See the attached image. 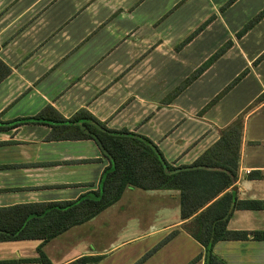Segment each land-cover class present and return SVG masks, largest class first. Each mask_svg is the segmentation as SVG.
<instances>
[{"label": "crops", "instance_id": "crops-1", "mask_svg": "<svg viewBox=\"0 0 264 264\" xmlns=\"http://www.w3.org/2000/svg\"><path fill=\"white\" fill-rule=\"evenodd\" d=\"M249 1L0 0L1 121L53 110L69 118L85 109L111 129L148 137L177 167L192 164L242 117L235 162L204 167L215 171L206 175L214 178L213 188L230 168L233 183L190 217L180 216L178 189L130 186L110 206L49 240H0V264H66L82 255L111 264L121 262L125 242L140 238L142 251L131 258L146 251L139 264H203L204 247L190 228L212 203L231 207L226 229L237 233L217 240L213 252L226 264H264V15L239 37L238 25L227 24L230 11ZM55 129L42 122L0 128V224L10 207L73 200L98 187L109 160L92 139H57ZM151 211L156 227L106 247L100 231ZM67 232L71 246V238L81 244L62 256L58 247Z\"/></svg>", "mask_w": 264, "mask_h": 264}, {"label": "trees", "instance_id": "trees-1", "mask_svg": "<svg viewBox=\"0 0 264 264\" xmlns=\"http://www.w3.org/2000/svg\"><path fill=\"white\" fill-rule=\"evenodd\" d=\"M231 1V0H230ZM264 15V9L236 32L241 36ZM212 17L200 24L185 40L200 31ZM228 43L226 44V46ZM224 46L202 63L185 82L196 77L226 47ZM245 70L235 79L242 77ZM218 98L215 97L213 101ZM52 115L38 114L32 117L0 120V128H9L23 122L56 124L52 137L63 139H92L100 152L109 160L96 189L88 190L76 199L59 202L21 204L10 207L5 220L0 224V240L37 238L49 240L72 226L84 223L100 211L117 201L126 187L142 189H178L180 191V216L186 219L200 209L234 181L235 172L213 188L214 178L206 176L208 167L219 165V160L235 162L236 149L242 128V117L238 116L221 132L220 138L192 164L174 167L164 158L156 144L148 137L126 129H111L85 109H79L71 117L64 118L58 112ZM232 146L233 154H229ZM227 153L226 155H224ZM212 203L194 216L190 233L204 247L203 264H226L213 252V244L220 239L237 236L226 229L231 212L229 205ZM215 206L219 210L214 211ZM198 255L192 260L195 261ZM100 256L82 255L66 264H86L97 261Z\"/></svg>", "mask_w": 264, "mask_h": 264}, {"label": "rangeland", "instance_id": "rangeland-1", "mask_svg": "<svg viewBox=\"0 0 264 264\" xmlns=\"http://www.w3.org/2000/svg\"><path fill=\"white\" fill-rule=\"evenodd\" d=\"M253 5H252V4ZM251 4V5H250ZM264 4V0H254L249 1V4L242 5V6H236L232 11H230V14L227 16V24L232 25H238L236 31H239L244 25H246L260 10L263 9L264 5L261 7L260 5ZM255 24V23H254ZM253 24V25H254ZM252 25V26H253ZM256 25V24H255ZM251 26V27H252ZM261 30H264V23L260 26ZM264 42V39H263ZM243 72V71H242ZM241 72V73H242ZM240 73V74H241ZM237 76H234L231 80H229L228 84L223 88V91L220 92L219 96L225 94L231 87L241 79L239 77L238 79H235ZM153 214V211L148 212V214L145 215H128L124 218L122 222H116L111 227L109 231H104V235H102L103 231H100V236H103L107 238L106 247H109L113 244L119 243L120 241L134 235H141V233H146L150 229L156 227L155 221L156 217L153 216L149 218V215ZM149 218V220H147ZM151 231V230H150ZM70 232L64 233L62 236V242L59 245L58 249H61L62 256H68L70 253L74 252V248L76 246H79L81 244V241L75 242V238H71L73 241V246H71V243L69 241ZM108 235V236H107ZM146 237V236H145ZM84 239H87V236H83ZM102 238V237H101ZM149 238V237H146ZM166 239L169 238V235L165 237ZM140 240L144 239H135L131 240L129 242H125V246L123 248L124 255L121 257V262L117 261L115 262L114 259H112L111 264H139L146 256V251L143 254L140 253L135 259H131L133 255L136 253V251H142L140 249H137L139 244L141 243ZM87 245V244H86ZM90 248H92L91 244H88ZM121 248V247H120ZM77 249H80L78 247ZM152 249V248H151ZM148 248L147 250H151ZM122 251V252H123ZM119 254L116 253L115 256H118ZM131 260V261H130ZM125 261V262H124ZM102 262V257H100L97 261L94 262H88L86 264H100Z\"/></svg>", "mask_w": 264, "mask_h": 264}]
</instances>
